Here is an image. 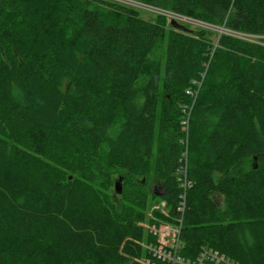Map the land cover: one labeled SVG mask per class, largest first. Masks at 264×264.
Masks as SVG:
<instances>
[{"label":"trees","instance_id":"16d2710c","mask_svg":"<svg viewBox=\"0 0 264 264\" xmlns=\"http://www.w3.org/2000/svg\"><path fill=\"white\" fill-rule=\"evenodd\" d=\"M133 1L203 24L0 0V264H137L145 180L175 207L184 151L181 253L264 264V0Z\"/></svg>","mask_w":264,"mask_h":264},{"label":"built area","instance_id":"2783aa9c","mask_svg":"<svg viewBox=\"0 0 264 264\" xmlns=\"http://www.w3.org/2000/svg\"><path fill=\"white\" fill-rule=\"evenodd\" d=\"M161 10L167 16L168 21L172 19L178 22H181L180 20L189 21L187 23H190V20L194 22L197 21L176 12L165 9ZM182 155L183 162L178 167L176 177L182 189L179 193V202L175 205L172 215L168 213L167 209H161L165 206L166 201H163L162 205L160 204L155 207L168 217L166 222L156 220L149 224L142 225L146 227L148 237L147 241L140 243L145 253L139 256L136 262L139 264H240L237 260L232 259L224 252L207 245L201 246L193 257H186L181 253L182 243L180 235L185 210V194L187 188L191 186V181L187 176L186 152L184 151Z\"/></svg>","mask_w":264,"mask_h":264},{"label":"rangeland","instance_id":"374dc122","mask_svg":"<svg viewBox=\"0 0 264 264\" xmlns=\"http://www.w3.org/2000/svg\"><path fill=\"white\" fill-rule=\"evenodd\" d=\"M114 1H117V2H120V3H124V4H127V5H131V6H134V7H137L141 10V13H142V16L146 17V18H149L153 15H163L166 17V19L168 20L167 16L164 14V12L161 10V9H158V8H155L151 5H146V4H141V3H138V2H135L133 0H114ZM182 23H185V22H189V21H186V20H180ZM190 20V25L191 27H196V26H199V25H202L203 23L201 22H194ZM168 23V22H167ZM213 29H218L217 27H212ZM221 30V29H219ZM141 96H138L137 99L135 100V103L138 105L141 103ZM190 116H191V110L189 109L186 114H185V121H186V138L189 137V124H190ZM254 164V161H249L247 163V166H251ZM113 177H116V179H114V182L112 184V186L110 187L109 189V192L115 196V199L117 201H119V199L121 198V192L118 193L116 190H115V182L119 180V175L118 174H113ZM123 185L122 184V188H123ZM145 189H146V192H147V204H146V208H145V212H144V218L141 219L140 221H137V225L141 226L142 227V239H134V238H130L131 241H132V245H136V243H139V242H143L147 239H145L144 237V234L146 232V227L145 226H142V225H146V224H149L151 222H154L156 220L160 221V222H166L168 220V217H166L164 214L161 213V211L157 208H155L156 206L158 205H162L163 204V201H166L164 198H161L162 194H159V193H162V189L160 188V186H158L157 183H155L152 175H149V177L147 178V180H145ZM122 191V190H121ZM155 193V197H151L152 193ZM149 194V195H148ZM219 199L221 200V197H219ZM167 202V201H166ZM165 202V203H166ZM120 206V201L117 203V207ZM162 210H166L168 211V213L170 215H172L174 213V206L171 208V206L166 203L165 206H163L161 208ZM170 210V211H169ZM173 211V212H172ZM139 256H132V260L136 262V259H138ZM137 263V262H136ZM139 264V263H137Z\"/></svg>","mask_w":264,"mask_h":264},{"label":"water","instance_id":"95a60500","mask_svg":"<svg viewBox=\"0 0 264 264\" xmlns=\"http://www.w3.org/2000/svg\"><path fill=\"white\" fill-rule=\"evenodd\" d=\"M170 24L171 25H173L174 27H178V28H183V27H185L184 26V24L183 23H180V22H178L177 20H175V19H172L171 21H170ZM122 178H119V181H116L115 182V190L118 192V193H120L121 192V190H122V180H121ZM159 194H162L163 195V192L162 193H159Z\"/></svg>","mask_w":264,"mask_h":264}]
</instances>
